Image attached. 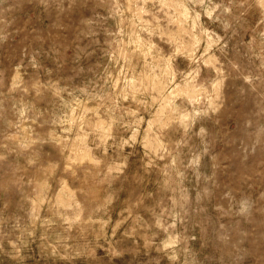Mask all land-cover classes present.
Returning <instances> with one entry per match:
<instances>
[{
  "label": "rangeland",
  "instance_id": "obj_1",
  "mask_svg": "<svg viewBox=\"0 0 264 264\" xmlns=\"http://www.w3.org/2000/svg\"><path fill=\"white\" fill-rule=\"evenodd\" d=\"M0 264H264V0H0Z\"/></svg>",
  "mask_w": 264,
  "mask_h": 264
}]
</instances>
